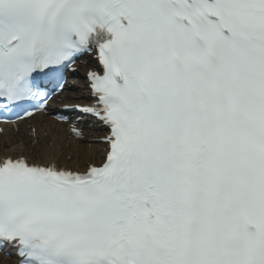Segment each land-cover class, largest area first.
<instances>
[{
    "label": "snow or ice",
    "instance_id": "1",
    "mask_svg": "<svg viewBox=\"0 0 264 264\" xmlns=\"http://www.w3.org/2000/svg\"><path fill=\"white\" fill-rule=\"evenodd\" d=\"M84 54L91 103L65 110L107 129L102 159H0V251L264 264V0H0V116L45 111Z\"/></svg>",
    "mask_w": 264,
    "mask_h": 264
},
{
    "label": "bare ground",
    "instance_id": "2",
    "mask_svg": "<svg viewBox=\"0 0 264 264\" xmlns=\"http://www.w3.org/2000/svg\"><path fill=\"white\" fill-rule=\"evenodd\" d=\"M78 94L81 99L71 100L74 103L85 102L90 95L87 84L80 82ZM72 102V103H73ZM34 128V129H33ZM16 131L10 125L0 134V158L27 157L30 160L47 163L55 161L60 166L83 171L91 162L99 163L106 146L98 139L107 134L103 130L86 129L84 140L75 139L67 128L47 115L28 123ZM3 264H16L14 260L3 259Z\"/></svg>",
    "mask_w": 264,
    "mask_h": 264
}]
</instances>
